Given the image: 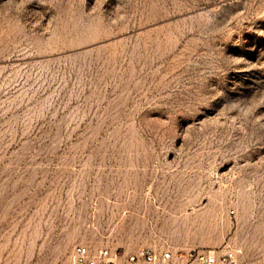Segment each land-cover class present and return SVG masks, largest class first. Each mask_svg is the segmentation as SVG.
Here are the masks:
<instances>
[{
	"label": "rangeland",
	"instance_id": "1",
	"mask_svg": "<svg viewBox=\"0 0 264 264\" xmlns=\"http://www.w3.org/2000/svg\"><path fill=\"white\" fill-rule=\"evenodd\" d=\"M81 243L264 264V0H0V264Z\"/></svg>",
	"mask_w": 264,
	"mask_h": 264
},
{
	"label": "built area",
	"instance_id": "2",
	"mask_svg": "<svg viewBox=\"0 0 264 264\" xmlns=\"http://www.w3.org/2000/svg\"><path fill=\"white\" fill-rule=\"evenodd\" d=\"M73 264H240V251L226 246L220 251L178 252L170 245H150L133 252L110 247L78 244L72 251Z\"/></svg>",
	"mask_w": 264,
	"mask_h": 264
}]
</instances>
